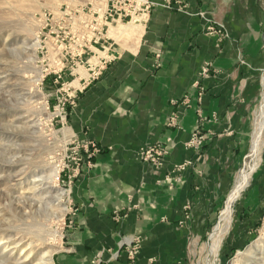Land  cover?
<instances>
[{"label": "crops", "instance_id": "crops-1", "mask_svg": "<svg viewBox=\"0 0 264 264\" xmlns=\"http://www.w3.org/2000/svg\"><path fill=\"white\" fill-rule=\"evenodd\" d=\"M151 1L138 40L111 39L116 59L78 88L69 110L68 135L92 141L102 152L92 167H80L71 186L74 224L58 264H89L100 251L105 264H124L123 251L110 257L131 235L142 238L135 264L149 258L186 264L189 236L196 241L207 234L247 158L264 68V16L257 0H171L170 8L164 0ZM197 12L221 23L227 37L205 34ZM204 64L209 74L194 85ZM184 96L188 104L180 101ZM170 114L177 128L165 127ZM196 128L205 140L194 153L184 143ZM165 138L171 143L160 169L138 160L141 146ZM185 160L191 166L175 174L174 166ZM248 186L234 205L223 255L225 248L250 241L264 214V147ZM119 211L126 215L112 219ZM184 212L189 220L178 226Z\"/></svg>", "mask_w": 264, "mask_h": 264}, {"label": "rangeland", "instance_id": "rangeland-1", "mask_svg": "<svg viewBox=\"0 0 264 264\" xmlns=\"http://www.w3.org/2000/svg\"><path fill=\"white\" fill-rule=\"evenodd\" d=\"M257 2L264 16V0H257ZM104 4V0H0V233L2 234L0 238L3 240L12 238L14 242L23 241L20 249L25 246L29 248L30 246H27V244L32 241L31 248L33 249V253L29 257L15 262L14 259L20 251L8 252V248L3 249L1 246L0 255H4L2 253L4 251L6 253L3 260L12 259L9 261L12 264H35V259L40 253L54 249H57V252L51 256L52 264H58L57 260L61 250H64L63 244L67 233L73 227L75 210L70 201V189L77 177L75 176L71 179V182H67L66 177L62 176L60 170L62 158L66 150L71 147L69 146L70 140L75 139L78 142H81V140L71 134L64 137V132L68 130L69 110L76 105L78 88L98 78L91 79V71L88 72L91 68H88L85 62L89 60V63H94L96 56L93 55V52H96L97 49L102 51L99 44H93L94 38L90 23H93L96 18L93 11L101 9ZM49 11H60V27L62 26L61 29L65 28L64 35L66 38L63 40V44L66 47L64 52L67 61H70V55H75L72 62L78 63L81 61L83 63L72 67L71 73L68 69L71 65L68 64L67 69H64L61 74L59 83L54 82L55 74L47 75L42 80L44 74L41 67L42 63L46 62L43 52L45 50L43 45L45 37L38 34L43 25L40 22V16ZM123 24L127 25L128 31L142 25L124 20L110 26L106 33L104 32V40L106 45H111V50L114 48L111 39L118 41L127 36L125 32L108 37L107 32L111 28L120 29V25ZM71 37H77V46H75V49L67 50L68 44L73 46ZM61 38V33L53 32L52 41L59 47ZM262 41L264 47V34ZM96 53L99 56H104L101 52ZM78 54H80L79 57ZM259 77L262 95L253 112V121H256L260 112L264 111V106L261 109V102L264 97L262 81L264 68L260 70ZM62 83H65L66 89H60L59 84ZM70 101L73 103L69 104ZM170 115L164 123L165 127L177 128L175 124L170 126L168 123ZM252 125L253 122L251 132ZM195 130H199V128ZM262 140L264 141V131ZM170 143V138H165L163 142L154 143L161 146L165 152L161 165L155 170L162 167ZM198 150L188 151L196 153ZM259 150L260 155L258 158L255 157L258 155L256 154L251 161L247 155L244 162L249 161L251 165L256 163L257 166L258 161H256V158H260L262 148ZM185 161H190V167L192 161ZM185 161L174 166L175 174L182 172L176 169ZM140 162L144 163L143 161ZM51 165L58 166L59 172L56 180H53L48 186L43 185L49 187L47 190H42V192L41 190L38 192L37 189L32 190L31 183L34 182V176H46L51 169ZM254 172L250 177V173H246V176H248L246 179H242L241 190L247 185V182L250 183ZM79 173L80 170L78 175ZM237 173L238 171L234 174L233 183ZM165 179H170V177L165 176ZM174 179L179 180L178 176ZM248 188L247 185L233 203L225 204V199L232 190L231 186L225 195L222 208L216 214L214 223L204 238L194 241V238L189 236V256H187L186 264H264V214H262L250 241L239 248H225L224 255L222 253L224 243L227 247L226 242L232 237L234 205L241 200ZM38 189L40 188L38 187ZM61 192H63V197L60 199L59 194ZM40 198L49 200L50 204L47 207H44L43 204L39 205ZM64 207L65 211H62L61 208ZM185 207L187 209L188 206ZM223 211H226L225 214H222ZM185 213L182 214L178 226L184 225L189 220V214ZM110 215L112 219L118 221L126 214L119 211ZM131 236L140 238L138 256L142 238L139 235ZM51 239L53 240L50 241ZM126 239L119 242L117 251L110 257L111 260L117 258L118 251H123L124 264H128L124 249ZM95 255L99 257L97 258L100 261L99 264H105L101 251ZM95 255L89 259V264H91ZM137 256L131 264H135ZM236 259H240V261L235 262Z\"/></svg>", "mask_w": 264, "mask_h": 264}, {"label": "built area", "instance_id": "built-area-1", "mask_svg": "<svg viewBox=\"0 0 264 264\" xmlns=\"http://www.w3.org/2000/svg\"><path fill=\"white\" fill-rule=\"evenodd\" d=\"M105 4L104 7L101 9H97V11H93V15H95V19L93 23H90V28L91 32L93 33V44H99V48L102 49L99 50L97 49L96 52H101L103 53L104 56H99L97 55L96 52H93V55L96 56V61L94 63H89V60L85 62L88 66V68H91L88 70L90 73L91 71V79H95L101 75V72L105 69V67L113 62L116 59V56L113 54V50H111V45H106V41L104 40V34L106 33V30L110 26H113L115 24L121 23L124 20H129L132 21L133 23H139L143 24L149 16L150 10L153 6V2L151 0H104ZM171 6V0H164V7L170 8ZM176 11L178 12H185L182 6H177ZM194 15L199 16L203 21H204V27L203 31L205 34L208 35H217L219 37H227V34L225 32V28L221 23H218L214 21L213 19L206 17V15L203 12H197ZM40 22L43 24L40 31H39V36H44L45 41H43V45L45 46V50L43 49L44 54H45V63H42L41 71L44 74L42 77V80L44 79L45 76L50 75V74H55L56 78L54 80L55 83H59L61 81V74L64 71V69H67V65L70 64L71 66L68 67L69 72H72V67H74L76 64H83L81 61L78 63H73L72 60L75 58V55L69 56L70 61H67L66 59V53L64 52L65 44H63V40L66 38L65 34V28L63 27L61 29L60 27V11L58 12H44L42 16H40ZM62 30V31H60ZM57 31V34L61 33L62 38L60 41V47L58 45H55V43L52 41V34L53 32ZM105 32V33H104ZM73 36V35H72ZM78 37V36H77ZM77 37L73 38L72 44L73 46H70L69 44L67 45L68 49L70 50L71 48L75 49V46H77ZM79 39V38H78ZM91 44V43H90ZM105 44V46H103ZM81 48V47H80ZM96 48V47H95ZM78 57L80 54L77 55ZM72 57V58H71ZM67 63V64H66ZM208 65L204 64L199 68V71L197 73V79L194 85H198L197 82L205 77L208 76L209 74V69ZM43 68V69H42ZM60 89H66L65 83L59 84ZM67 97V96H66ZM68 99V98H67ZM66 99L64 100V102ZM182 103H189V97L184 96L181 100ZM73 102H69V104H72ZM172 104H175L176 102H171ZM175 115L171 114L170 118L168 119V123L170 126L172 125H177ZM254 123L252 125V132H251V137L249 141V153L248 157L249 160H253L252 157L250 156L251 154V145H252V134L254 130ZM205 140V136L201 131L195 130L193 131L188 139L184 143V148L187 150H192L196 151L200 148V146L203 144ZM264 141L262 140L261 145L258 148V152L260 151L259 149L263 148L264 146ZM69 146H71L69 149L66 150L63 158H62V167L60 170V173L62 176L66 177L67 182H71V179L74 178L75 176L77 177L78 172L80 170V166L85 165L86 167H92V160L101 152L100 148L95 146L90 141H81L78 142L75 139L70 140ZM165 154L164 150L159 146L158 144L154 145H147L143 146L138 149L137 151V157L140 161H143L144 163H147L155 168H159L161 165L162 157ZM256 157L260 155L257 153ZM256 158V161L258 159ZM255 161V162H256ZM190 165V161H185L182 165L177 166L178 169L177 171H183L186 168H188ZM250 164L249 161L244 162L241 169L238 170V173L235 177L238 176V174L246 169ZM253 168L252 171L249 174H252L254 172L256 163L254 165H251ZM249 180V179H248ZM235 181L232 185V189L234 187ZM248 185V182H247ZM247 185L240 191V193L247 187ZM232 190L230 193L227 195L225 199V204L226 201L231 194ZM240 193L238 195H240ZM236 199V198H235ZM233 200V202L235 201ZM232 202V203H233ZM127 240V241H126ZM124 241V246H125V254L127 257L128 264H131L132 261L135 259L138 253L139 249V243H140V238L131 236L127 238ZM99 258L97 255L94 256L93 260L91 261V264H99ZM146 264H154V260L152 258L148 259Z\"/></svg>", "mask_w": 264, "mask_h": 264}, {"label": "bare ground", "instance_id": "bare-ground-1", "mask_svg": "<svg viewBox=\"0 0 264 264\" xmlns=\"http://www.w3.org/2000/svg\"><path fill=\"white\" fill-rule=\"evenodd\" d=\"M130 26V25H128ZM120 29H116V28H111L109 29L108 33V37H112L114 34H120V33H125L126 32V36L128 39L130 40H138V36L140 33V26L135 27L132 30H127V25L123 24L120 25L119 27ZM33 46V45H32ZM32 48V47H31ZM263 85H264V77H263ZM264 101V100H263ZM27 103V102H26ZM264 131V111H261L258 118L256 119L255 123H254V130H253V136H252V145H251V154L250 156L253 158L257 153H258V148H260L259 146L262 143V134ZM68 136V132H64V137ZM256 157V156H255ZM50 170L48 172V174H46V176H34V182H32V190H36L38 192H42V190H47L49 187H44L43 185L48 186L49 183H52L53 180H56L57 176H58V166L56 165H51L50 166ZM252 167L251 165H249L246 169H244L243 171H241L239 173L238 176V180H237V184L233 190V192L229 195L226 204H230L233 202V200L238 196V194L241 191V185L242 183V179H246V173H250L252 171ZM243 174H245L244 176H242ZM38 187L40 189H38ZM44 187V188H43ZM36 195V194H35ZM59 198L61 199V197H63V192H61L59 194ZM41 197V196H40ZM232 198V199H231ZM45 198L39 200V205H44V207H47L50 204L49 200H44ZM62 211H65V207L61 208ZM226 211H223L222 214H225ZM8 232V231H7ZM0 235H2L0 233ZM41 239V238H40ZM53 239H51L50 241H52ZM31 243L32 241L27 244V246H30L29 248H27L26 246L24 248L20 249V246L23 244V241H17L14 242V240L12 238H7L6 240H3L2 238H0V247L2 246L3 249H7L8 248V252H13V251H20L19 254L15 257V262H19L22 258L26 259L27 257H29L30 254L33 253V249L31 248ZM4 245V246H3ZM5 252V251H4ZM2 252L4 255H0V264H12L9 261L12 260H3L4 256L6 253ZM57 252V249L54 250H49V251H45L40 253V255L35 259V264H52V260H51V256L53 253ZM244 259V258H243ZM25 261V260H24ZM240 261V259H236L235 262ZM14 264V263H13Z\"/></svg>", "mask_w": 264, "mask_h": 264}]
</instances>
